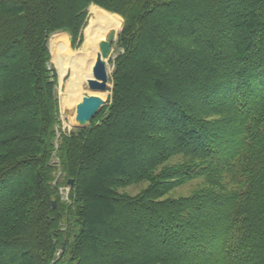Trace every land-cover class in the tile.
Returning <instances> with one entry per match:
<instances>
[{
	"label": "trees",
	"instance_id": "16d2710c",
	"mask_svg": "<svg viewBox=\"0 0 264 264\" xmlns=\"http://www.w3.org/2000/svg\"><path fill=\"white\" fill-rule=\"evenodd\" d=\"M91 4L122 51L110 103L64 132L49 39L77 46ZM66 257L264 264V0H0V264Z\"/></svg>",
	"mask_w": 264,
	"mask_h": 264
},
{
	"label": "rangeland",
	"instance_id": "374dc122",
	"mask_svg": "<svg viewBox=\"0 0 264 264\" xmlns=\"http://www.w3.org/2000/svg\"><path fill=\"white\" fill-rule=\"evenodd\" d=\"M88 12H89V18H88L86 26L82 30V37H81L80 42L77 43V46L73 45L71 34L66 30H59V31L52 33L50 36V39H49V50H50V55H51L50 61H51V64H52V66L56 72V80H57L56 81L57 82L56 88H57V95H58V101H59V125L57 126V128H58V130L61 129L64 132H70L74 128H80L78 126V122L75 120L76 106L82 100V97L84 95H90V91L87 87L88 85H87L86 81L84 80V78L80 79V76H78L76 74V66H77L78 70L80 71V65L78 64L80 62V58H82V59L85 58V52H83V51L87 50V48L90 47V45L86 46L88 44V41H89L88 40L89 39V37H88L89 31H92V30H89V28L91 26L96 27L95 31H94V34L96 33L94 39L96 40L97 34H99V33L102 34L105 31L106 24L111 23V22H107L108 19L106 20L105 18L113 16L111 18L115 19V22L120 24V28L117 30L118 38H119V34L122 31L123 25H124V20H123V17L121 15H119L118 13L108 11V10L104 9L103 7H100L96 4H91L89 9H88ZM59 34H60V36H62L64 38L63 44L67 43L66 47L68 46V50H69V53H67V55L65 54L63 56H66V57L70 56L69 61L63 59V62L67 63V69H66L67 73L63 77L60 76V72H62L65 68L62 69L60 67V65L57 63V61L55 60L56 56L54 53V46H56V44L59 40V38L57 39V37H55V36H59ZM107 36L100 39V41L106 39ZM118 38L113 43V52H112L111 56L107 59V69H108V75H109V82H108V87H107V94H105L102 97V99H104L106 101L104 106H106L110 103L109 101L111 99L112 89H113V73H114L115 65H116L115 62H116V58L120 55V53L122 51V49L119 48V46H118ZM65 50H66L65 48H61L62 52H65ZM66 52H68V51H66ZM93 62H94V59H92L89 66H91ZM77 77H78L79 82L76 84L77 80H75V79ZM69 78H71V80H72V85L69 89H67V92H66L67 97H66V100L64 102L65 105L62 106L63 101L61 99L66 96V94H65L66 83H67ZM91 123L89 124V126L91 125ZM59 137H60V133L58 132V136H57L56 140H59ZM55 161H58V159H55ZM199 183H200V181L188 183L184 186H181V187L175 189L174 191H172L170 193V195L176 196V197H178L180 195L186 196L193 189L197 188L199 186ZM146 185H147V183L145 182L143 184H138V185H133V186L127 187L125 190H127L128 192H130L132 194H136ZM68 189H69L68 186H63L59 190L62 193L61 194L62 197H65V198L67 197L69 199ZM65 198H63V199H65ZM66 201H68V200H66ZM71 229H72V238H71V240H72V239H74V234H73L74 230L76 231V233H78L79 227H78V225H76L75 223L72 222ZM62 264H77V262L71 261L69 259V257H66L63 260Z\"/></svg>",
	"mask_w": 264,
	"mask_h": 264
},
{
	"label": "water",
	"instance_id": "95a60500",
	"mask_svg": "<svg viewBox=\"0 0 264 264\" xmlns=\"http://www.w3.org/2000/svg\"><path fill=\"white\" fill-rule=\"evenodd\" d=\"M118 38L117 31L112 30L106 39L100 41V50L94 68V78L90 79L88 84L89 86L98 91L106 90L109 82V75L107 69V59L111 56L113 52V43ZM105 100L97 95H84L82 100L76 106V116L75 120L78 122L80 128L88 127L92 120L96 117L100 109L105 105ZM68 184L71 186L73 180L70 179ZM68 185V186H69ZM65 198V197H63ZM68 198L66 197L65 200ZM54 207L57 206V202L54 201ZM66 244H63L64 250Z\"/></svg>",
	"mask_w": 264,
	"mask_h": 264
},
{
	"label": "bare ground",
	"instance_id": "6f19581e",
	"mask_svg": "<svg viewBox=\"0 0 264 264\" xmlns=\"http://www.w3.org/2000/svg\"><path fill=\"white\" fill-rule=\"evenodd\" d=\"M111 17H113V16L105 18L106 20L108 19L107 22H111V23L106 24L105 31L102 34L101 33L97 34L96 40L94 39L95 34H96V33L94 34V31H95L96 27L91 26L89 28V30H92V31H89V36H88L89 41H88V44L86 46L90 45V47L87 48V50L83 51V52H85V58H83V59L80 58V62L78 63L80 65V71L78 70V68L76 66V74L78 76H80V79L84 78V80L86 81V83L88 85L87 87L90 91V95H97V96H100L101 98L105 94H107V89L102 90V91L94 90L89 86L88 82L90 79L94 78L93 68H94L95 62H96L99 54L101 53L100 45H99L100 39H102L103 37H106L112 30L117 31L120 28V24L116 23L115 19H113ZM55 37H57V39L59 38L56 46H54V53L56 56L55 60L57 61V63L60 65V67L62 69L65 68L62 72H60V76L63 77L67 73V70H66L67 69V63L63 62V59L68 60V61L70 60V56L66 57L63 55H65V54L67 55V53H69V50H68V46L66 47L67 43L63 44L64 38L62 36H60V34H59V36H55ZM61 48H65L66 49L65 52H62ZM66 51H68V52H66ZM92 59H94V62L92 63L91 66H89ZM75 80H77L76 81V84H77L79 82L78 77ZM61 100L63 101V98ZM62 106H63V103H62Z\"/></svg>",
	"mask_w": 264,
	"mask_h": 264
}]
</instances>
